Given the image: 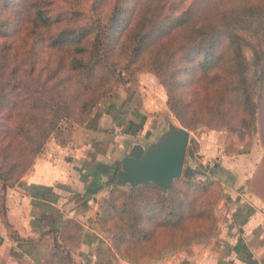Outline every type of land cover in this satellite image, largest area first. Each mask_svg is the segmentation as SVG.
I'll return each instance as SVG.
<instances>
[{
  "label": "trees",
  "instance_id": "trees-1",
  "mask_svg": "<svg viewBox=\"0 0 264 264\" xmlns=\"http://www.w3.org/2000/svg\"><path fill=\"white\" fill-rule=\"evenodd\" d=\"M256 35L259 48L250 39ZM246 46L259 66L253 80ZM143 69L164 84L167 104L183 126H189L192 100L181 85L194 78L206 90L203 100L214 94L208 106L224 109L215 114L221 124L238 116L252 120L260 109L264 139V109L255 99V86L264 91V0H0L3 217L5 189L32 167L59 122L82 125L100 99ZM183 175V185L173 182L166 191L151 181L130 190L113 184L97 200L100 211L92 220L112 232L114 254L146 264V255L184 245V236L198 230L187 227L194 218H207L198 233L213 229L210 206L196 207L198 192L208 203L205 194L215 182L192 180L193 169ZM74 229L81 231L82 223L65 218L44 231L52 241L42 264L56 257L75 264L68 236ZM160 233L168 238L159 239ZM109 253L98 247L92 264H112Z\"/></svg>",
  "mask_w": 264,
  "mask_h": 264
},
{
  "label": "rangeland",
  "instance_id": "rangeland-1",
  "mask_svg": "<svg viewBox=\"0 0 264 264\" xmlns=\"http://www.w3.org/2000/svg\"><path fill=\"white\" fill-rule=\"evenodd\" d=\"M250 39L257 48L260 47L261 38L256 35V38L252 36ZM244 53L248 60V77L253 80L258 73L259 66L253 63V53L250 47L246 46ZM193 79L185 80L181 85L184 95L188 98L191 97L192 106L190 113L187 112V116L185 115L189 121V126L186 127L189 130V140L182 172L173 182L183 185L186 181L183 175L186 169H193L194 177L192 180L194 181L209 180L215 182L213 183L216 185L215 188H210L208 190L209 193L207 191L208 195L207 193L205 194L208 203L206 200L201 203L202 192H198L199 199H197L196 207L198 211L202 206H210V214L214 221L213 229L198 233L204 227L207 218H194L189 221L187 227L198 228V230L184 236V245L172 251L165 247L164 249L166 250H161L151 257L146 255V259H148L146 264H172L175 260L190 259L193 255H201L211 248H216L218 246L216 238L226 226V218L229 216L228 212L230 211L229 207L234 204L238 192L242 189H247L264 197V139L261 134L260 109L257 110L252 120L245 116H238L233 120H229L230 122L221 124L215 114L223 112L224 109L220 111V108H216V111H214L213 108H210L208 105L212 104L214 94L209 100H203L206 90L203 88L202 83ZM209 91L211 92V90ZM255 91L257 93L255 99L264 109V91L260 90L259 92L258 90L257 92L256 86ZM113 94H118L119 96L117 95L113 98ZM120 101L121 103L127 102L126 104L130 107L124 115L127 116L128 120L122 122L123 126L118 123L104 124L102 127L110 131L101 133L97 137V143L95 144L100 153V160L107 163V165H111L108 188L103 192L105 195L98 197L96 200L107 196L113 184L121 189L130 190L131 186L129 184L116 185L115 178L119 167L117 159L127 152L132 142H140L143 145H147L155 141L159 133L165 130L170 122L182 125L167 104V91L164 84L152 70L143 69L137 71L132 79L119 84L114 91L94 105L86 121L90 120L93 114L91 122L98 125L100 122L98 116H103L107 112L110 103ZM78 126L81 125L72 124L65 119L60 121L58 126L49 134L38 155L45 152L48 153L49 157H52L55 154V152L52 153V149L56 148L54 143L58 144L62 149V151L58 152L59 156L66 157L69 155V148L67 150L66 146L70 145L69 147L73 151L76 146L70 141L82 140V138L78 139L74 136ZM101 168L103 169L104 166ZM7 188L5 189V197ZM188 193L191 196L195 195V191L192 188H188ZM0 202L2 203L1 189ZM1 211L2 208H0V220L7 230L12 233L13 229L5 224V217H3ZM97 211L98 213L100 211L98 201L96 213ZM96 213L85 220L86 224L92 227L93 230H87L82 225L81 231L74 229L75 232L72 234L70 232L68 235L71 238L70 241L74 243L71 244L75 246L71 252L74 262L75 264H92L93 257H89V255L94 254L96 249L101 247L107 254L111 252L108 258H110L112 264H120L122 258H120L119 254L113 253L112 232L106 229L104 225L97 223L98 221L92 220ZM47 229L40 228V234L48 242L46 249L47 247L49 248L52 241V233H44ZM86 235H88V238L86 237L88 242H97V244H94L91 248L80 244L82 237ZM158 238L166 239L168 234L160 233ZM83 253L86 255L84 256ZM45 263L68 264V261L56 257L55 259L47 260Z\"/></svg>",
  "mask_w": 264,
  "mask_h": 264
},
{
  "label": "crops",
  "instance_id": "crops-1",
  "mask_svg": "<svg viewBox=\"0 0 264 264\" xmlns=\"http://www.w3.org/2000/svg\"><path fill=\"white\" fill-rule=\"evenodd\" d=\"M126 103H110L107 112L98 116V125L91 122L92 114V119L78 126L74 133L82 140L70 141L76 145L74 151L67 145L70 154L61 157L58 152L62 149L54 143L52 157L42 152L32 167L7 188L4 222L19 236L33 240L12 237L0 220V264H42L48 242L40 228L58 227L65 218H75L87 230H93L85 220L96 213V199L105 195L111 171V165L100 160L95 144L101 133L110 131L102 127L104 124L123 126L122 122L128 120L124 116L130 108ZM234 201L226 226L216 238L218 246L172 264H264V197L242 189ZM87 236L82 237L80 244L90 248L97 244L88 242ZM91 256L93 262L95 254ZM120 264L132 263L122 259Z\"/></svg>",
  "mask_w": 264,
  "mask_h": 264
},
{
  "label": "water",
  "instance_id": "water-1",
  "mask_svg": "<svg viewBox=\"0 0 264 264\" xmlns=\"http://www.w3.org/2000/svg\"><path fill=\"white\" fill-rule=\"evenodd\" d=\"M188 140L189 130L170 122L155 141L147 145L132 142L127 152L117 159L115 184L136 187L151 181L168 190L181 175Z\"/></svg>",
  "mask_w": 264,
  "mask_h": 264
}]
</instances>
